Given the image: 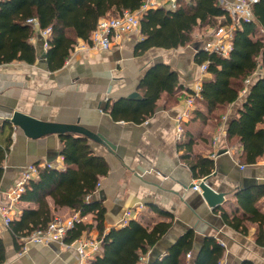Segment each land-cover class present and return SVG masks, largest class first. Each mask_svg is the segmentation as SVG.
<instances>
[{
  "label": "crops",
  "instance_id": "0c3cea01",
  "mask_svg": "<svg viewBox=\"0 0 264 264\" xmlns=\"http://www.w3.org/2000/svg\"><path fill=\"white\" fill-rule=\"evenodd\" d=\"M227 26H233V22ZM205 27L204 43L213 38L215 30ZM141 39V30L133 32L108 50L82 47L80 44L86 41L78 39L65 64L50 70L46 39L34 32L31 42L36 50L35 62L14 60L0 64V145L6 147L10 142L0 183V203L7 202V191L30 165L51 163L59 170L65 168L61 136L27 137L22 129L7 122L17 110L44 121L78 124L114 145L112 149L86 137L94 154L104 157L109 165L88 202L104 207V234L132 220L148 229L159 222L170 223L166 233L145 254L149 264L167 256L173 246L190 252L191 257L186 255V259L193 261L207 237L224 246L219 264H264V245L256 242L258 225L248 222L249 231L244 234L229 226L223 217L224 211L243 214L237 199L240 190L264 184V157L253 164L244 163L237 138L227 136L229 123L238 115L247 91H242L235 102L210 113L203 99L197 98L194 110L203 111L205 117L192 113L182 121L181 135L177 119L186 109L188 95L210 77L195 61L197 51L204 45L196 46L195 39L185 46L151 47L136 54ZM159 64L169 65L177 73L175 92H162L154 111L135 120L134 104H130L143 99L142 82ZM263 72L260 67L255 73L258 76ZM113 111H117V118ZM216 137L218 142L214 143ZM189 140L192 145L188 151L182 145ZM196 157L214 161L210 174L195 175L192 164ZM204 179L217 193H224V201L215 207L207 203L200 187L194 188ZM47 200L53 217L66 218L75 212L68 206L55 205L50 196ZM257 206L264 211V196ZM37 207V203L20 201L16 219L24 209ZM81 222L92 227L80 238L66 240L70 247L58 242L29 243L23 250L20 239L15 241L0 218V239L6 246L3 264H77L75 246L79 239L87 237L101 241V255L102 236L94 213L84 214Z\"/></svg>",
  "mask_w": 264,
  "mask_h": 264
},
{
  "label": "trees",
  "instance_id": "16d2710c",
  "mask_svg": "<svg viewBox=\"0 0 264 264\" xmlns=\"http://www.w3.org/2000/svg\"><path fill=\"white\" fill-rule=\"evenodd\" d=\"M143 2L0 0V64L14 60L35 62L36 50L31 42L35 31L27 23L29 18H37L41 28H51L46 60L50 70H57L65 64L78 39L89 41L100 18L119 15L124 10L137 11ZM253 15L252 20H242L234 28L229 56L211 53L204 48H200L195 56L198 64L207 63V72L210 74L203 80L201 90L202 104L209 113L235 102L247 88L238 115L231 119L227 129L228 138H237L242 146L240 157L246 164L256 163L264 157V74L257 76L255 73L260 67L264 70V0H259L253 6ZM140 19L142 39L136 45V54H142L151 47L185 46L192 42L196 27L208 25L218 28L232 23L231 15L220 0H180L176 9H149ZM254 75L256 78L251 80ZM248 79L251 82L247 83ZM177 84L178 75L169 65L154 66L142 82L143 99L130 104H134L135 120L151 114L161 93L175 92ZM113 112L117 118V111ZM193 114L205 117L199 109L194 110ZM61 139L65 168H42L38 178L27 185L21 201L37 203L38 207L24 209L20 217L12 222L15 241L35 228L46 226L53 218L47 200L50 196L57 206H68L82 215L94 213L102 236L103 252L91 264H137L139 257L146 254L166 233L170 223L159 222L148 229L132 220L104 234V207L87 202V197L95 192L100 178L108 173L109 165L104 157L94 154L86 137L67 134L62 135ZM191 142L189 140L182 146H186L189 151ZM9 143L6 147L0 145V183ZM213 169L214 161L209 158L196 157L192 164V170L198 177L210 174ZM263 196L264 184L245 188L237 193L243 214L223 212L225 222L244 234L249 231L248 222L256 223V242L260 245H264V211L257 203ZM91 227L90 224L77 222L68 231L66 240L71 242L80 238ZM186 253V250L173 246L167 256L151 264H219L224 255V246L215 238L207 237L193 261L186 259ZM5 261L6 246L0 239V264Z\"/></svg>",
  "mask_w": 264,
  "mask_h": 264
},
{
  "label": "built area",
  "instance_id": "2783aa9c",
  "mask_svg": "<svg viewBox=\"0 0 264 264\" xmlns=\"http://www.w3.org/2000/svg\"><path fill=\"white\" fill-rule=\"evenodd\" d=\"M180 0H144L141 8L137 11L124 10L116 16H105L99 19L96 28L91 32L89 41L80 44L82 47L89 49H111L117 42L125 35L141 30V15L149 9L157 8H171L176 9L179 6ZM259 0H220V3L229 12L232 17L233 26L240 25L242 20H252L253 6ZM34 31L41 37L46 39V46H48V37L51 28H41L40 22L37 18L27 19ZM222 25L215 28L213 38L206 41L203 48L211 53H217L221 56L227 57L230 55L233 46L234 27ZM202 73H207V63L201 64ZM251 82L250 79L247 83ZM202 85L198 84L193 91L190 92L187 99V106L185 111L178 116V132L182 135L184 129L181 126L182 121L189 118L195 108V100L197 98L203 99ZM247 91V88L243 92ZM218 142V138L214 139V143ZM45 167H55L53 164L30 165L21 175L19 181L7 191V202L0 203V218L2 219L4 227L13 233L11 229L12 222L16 219V206L21 201V196L25 192L27 185L33 180H36L39 171ZM196 190L199 189L198 183L194 185ZM89 196L87 197V202ZM83 215L80 211H75L69 217H53L46 226L33 229L27 235L21 236L20 242L23 250L27 249L29 243L48 245L52 242H58L66 247H70L71 243L66 241L68 231L72 229L77 222H81ZM77 252V264H91L98 256L101 249V241L91 237L79 239L75 246ZM187 257H191L188 252ZM137 264H149L148 258L145 254L141 255Z\"/></svg>",
  "mask_w": 264,
  "mask_h": 264
},
{
  "label": "water",
  "instance_id": "95a60500",
  "mask_svg": "<svg viewBox=\"0 0 264 264\" xmlns=\"http://www.w3.org/2000/svg\"><path fill=\"white\" fill-rule=\"evenodd\" d=\"M7 120V122L12 124L14 127L22 129L24 134L29 138L36 139L50 134H57L59 136L75 134L102 142L105 146H108L112 149L114 148V145L104 139L103 136L97 135L78 124L44 121L17 110L13 111ZM199 187L202 190L203 197L210 206L215 207L217 204L224 201V193H217L206 182V179L200 183Z\"/></svg>",
  "mask_w": 264,
  "mask_h": 264
},
{
  "label": "rangeland",
  "instance_id": "374dc122",
  "mask_svg": "<svg viewBox=\"0 0 264 264\" xmlns=\"http://www.w3.org/2000/svg\"><path fill=\"white\" fill-rule=\"evenodd\" d=\"M114 16H116V15H114ZM205 29H206L205 26H201V27H196V28H195V30H194V32H193V39H192V42L196 39V40L198 41L197 44H195L196 46H202V45L205 44V43H204V41H205V37H204V36L207 35V34L205 33V32H206ZM197 33H200V34H199L200 36H198V38L195 36ZM259 34H260V32L258 33V36H259ZM262 74H264V72H263ZM252 78L255 79L256 76L254 75V76H252Z\"/></svg>",
  "mask_w": 264,
  "mask_h": 264
}]
</instances>
